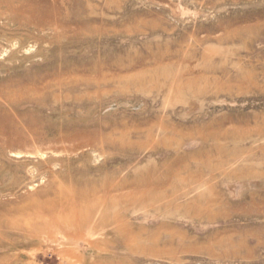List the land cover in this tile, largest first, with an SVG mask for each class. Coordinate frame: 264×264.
<instances>
[{
	"label": "rangeland",
	"instance_id": "374dc122",
	"mask_svg": "<svg viewBox=\"0 0 264 264\" xmlns=\"http://www.w3.org/2000/svg\"><path fill=\"white\" fill-rule=\"evenodd\" d=\"M0 264H264V0H0Z\"/></svg>",
	"mask_w": 264,
	"mask_h": 264
}]
</instances>
